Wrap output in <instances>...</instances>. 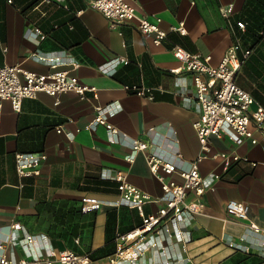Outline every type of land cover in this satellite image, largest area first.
Segmentation results:
<instances>
[{"label":"crops","instance_id":"0c3cea01","mask_svg":"<svg viewBox=\"0 0 264 264\" xmlns=\"http://www.w3.org/2000/svg\"><path fill=\"white\" fill-rule=\"evenodd\" d=\"M137 4L139 13L149 19L162 18L161 26L169 30L162 44H155L154 35L142 32L135 22L112 27L87 0H0V62L38 73L68 69L97 88V96L89 92L87 98L74 91L60 93L58 104L55 96L40 91L25 97L20 110L10 100L3 102L0 243L9 257L25 255L20 239L28 233L46 235L57 247L71 243L94 251L106 244L108 223L112 234L139 224L142 217L122 200L114 173L124 171L130 182L156 197L163 191L145 152L133 151L131 138L149 140L150 150L182 167L198 157L201 145L194 122L201 115V105L193 74L171 70L181 66L173 52L176 45L210 55L214 65L235 46L242 59L236 80L264 106V31L254 25L255 21L264 25V0H137ZM180 21L185 22L187 33L170 30ZM240 21L246 26L241 27ZM62 49L70 61L81 64L53 68L34 57ZM117 56L130 62L114 67ZM125 83L154 87L155 97L127 91ZM97 106H103L106 117L126 133L121 132L119 142L111 141L105 124L87 127ZM225 129L221 137L211 138V153L237 152L247 160L224 170L221 158H204L200 162L207 188L204 213L188 214L184 223L192 239L184 248L181 241L165 237L167 255L158 246L151 247L136 264H264L262 235L235 219L226 207L230 199L247 202L250 219L264 228L263 144L252 143L228 125ZM254 131L258 137L263 134V130ZM17 151L47 153L40 175L20 177ZM84 197L99 199L101 207L84 211ZM163 205L160 199L145 203L144 209L156 212ZM18 222L21 227H14ZM154 238L149 234L143 243ZM234 241L250 245L251 251L236 249ZM95 260L107 264V255Z\"/></svg>","mask_w":264,"mask_h":264},{"label":"built area","instance_id":"2783aa9c","mask_svg":"<svg viewBox=\"0 0 264 264\" xmlns=\"http://www.w3.org/2000/svg\"><path fill=\"white\" fill-rule=\"evenodd\" d=\"M87 2L89 6L101 11L109 19L112 27H117L123 22H135L142 32L154 35V43L157 45L162 44L168 36L169 30L161 26L162 18L156 17L155 20H151L147 15L139 13L137 0H87ZM223 13L228 15L227 9H223ZM239 25L245 27L242 21ZM170 30L187 33L184 21L172 25ZM173 52L181 61V66L171 70L180 72L186 69L193 74L196 97L201 105V115L194 122L201 152L188 167H182L176 161L150 150L152 142L149 140L131 138L133 151L145 152L150 171L159 181L163 193L156 197L130 182L124 171L117 170L114 173L113 178L118 181L122 200L129 207L137 208L142 220L130 230L117 234L116 250L107 256V264H122L125 261L136 264L143 253L157 246L167 255L168 245L165 237L181 241L186 248L187 243L192 239L191 232L184 227L187 216L202 214L205 209L203 197L207 188L200 162L209 156L219 157L223 161L224 170H228L233 163L247 160V157H242L237 152L211 153V138L225 134V125L230 126L239 135L249 137L252 143L262 142L264 148V106L256 102L253 95L236 80L242 67V59L236 47L231 46L218 65L211 63L210 55L192 52L182 45H176ZM249 52L250 50L246 51ZM34 57L48 62L53 68L68 63L76 67L81 64L79 61H70L68 52L64 49L55 53L34 54ZM113 62L116 67L120 63H129L130 59L117 56ZM123 88L150 99L155 97L154 87L145 84L125 83ZM96 90L95 86L83 83L68 69L38 73L25 70L20 65L0 62V111L5 100H10L14 108L20 110L25 97H34L40 91L55 96V103L58 104L60 93L74 91L80 97L87 98L89 92L97 96ZM252 105L255 107L252 108ZM100 123L106 125L112 142L120 141L122 131L106 117L103 106H97V113L87 123V127L94 129ZM254 129L263 130L262 136H256ZM58 131H62L61 126L58 127ZM122 133V136H126V133ZM176 155L181 157L182 153L177 151ZM46 159V152L17 151L15 153L17 172L20 177L40 175L42 164ZM133 159V154L128 156V160ZM160 199L164 201V205L156 212L145 211V203ZM101 205V201L95 197L83 198L84 211L99 209ZM226 207L235 219L255 233H260L264 245V228L250 219L249 204L238 199H230ZM14 227L20 228L21 224L15 223ZM149 234L155 238L149 244H144L143 240ZM20 243L25 251V255L20 258L9 257L5 245L0 243V264H96L90 252H78L69 247L54 246L46 235L28 233L20 239ZM232 246L244 252L251 251V246L244 244L243 241H234Z\"/></svg>","mask_w":264,"mask_h":264},{"label":"trees","instance_id":"16d2710c","mask_svg":"<svg viewBox=\"0 0 264 264\" xmlns=\"http://www.w3.org/2000/svg\"><path fill=\"white\" fill-rule=\"evenodd\" d=\"M243 23H245V26H246V22L245 21H242ZM256 24H254L257 29H260L262 31H264V25L262 24L263 22H259V21H255ZM239 24V22H238ZM75 232V231H74ZM112 232V229L110 227V224L108 223L107 225V242L106 244L103 246V247H100L94 251L92 250H83L81 249V247L77 246V245H71V243L67 246H64V247H69V248H72L78 252H90L91 253V256L95 259L97 257H100V256H104V255H110L112 254L113 252H115L116 250V236H117V232L116 233H111ZM121 232H126V231H121ZM113 240V241H112Z\"/></svg>","mask_w":264,"mask_h":264}]
</instances>
